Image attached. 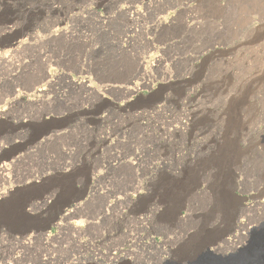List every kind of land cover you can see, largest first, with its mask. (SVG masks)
<instances>
[{
    "label": "rangeland",
    "instance_id": "1",
    "mask_svg": "<svg viewBox=\"0 0 264 264\" xmlns=\"http://www.w3.org/2000/svg\"><path fill=\"white\" fill-rule=\"evenodd\" d=\"M263 185L264 0H0V198L27 187L36 222L70 201L48 240L0 229V264L229 255Z\"/></svg>",
    "mask_w": 264,
    "mask_h": 264
},
{
    "label": "water",
    "instance_id": "2",
    "mask_svg": "<svg viewBox=\"0 0 264 264\" xmlns=\"http://www.w3.org/2000/svg\"><path fill=\"white\" fill-rule=\"evenodd\" d=\"M25 190L16 189L0 198V229H8L11 234L17 235L45 233L56 224L65 207L70 205V201L65 202L51 216L36 222L25 210ZM190 264H264V224L252 234L247 245L237 252L224 256L207 250Z\"/></svg>",
    "mask_w": 264,
    "mask_h": 264
},
{
    "label": "bare ground",
    "instance_id": "3",
    "mask_svg": "<svg viewBox=\"0 0 264 264\" xmlns=\"http://www.w3.org/2000/svg\"><path fill=\"white\" fill-rule=\"evenodd\" d=\"M136 7V6H135ZM133 5H130V6H125V8H124V13L126 14V16L128 17V18H132V19H135V17H136V15H141L142 14V11H140L139 9H136ZM27 10V9H26ZM88 11V10H87ZM91 11V10H90ZM79 14V13H78ZM73 16V15H72ZM77 16V15H76ZM80 16V15H79ZM3 22V21H2ZM159 22V24L160 23H162V22H160V21H158ZM6 23H10V25H6L5 24V22H4V29L6 30V31H12L13 30V27H14V25H15V22H14V20L12 21V20H8ZM60 27V26H59ZM66 27H68V26H66ZM3 30V29H2ZM53 31V30H52ZM67 33H69V32H67L66 31V29L65 28H56V29H54V32H49L48 34H49V36H56V35H66ZM26 37V36H25ZM14 39V38H13ZM16 39V38H15ZM28 41V40H27ZM125 42H127V40H125ZM25 43V40H20L19 42H17L16 44H19V45H22V44H24ZM15 44V43H14ZM10 45H12V44H10ZM23 46V45H22ZM21 47V46H20ZM24 47V46H23ZM9 49V48H8ZM16 48H13V49H11V50H9L6 54L4 53V56H12L13 55V53H15L14 52V50H15ZM20 49V48H19ZM23 49V48H22ZM2 54V53H1ZM2 56V55H1ZM155 56V55H154ZM10 57H6V58H10ZM191 58V57H190ZM197 58V57H196ZM203 58V57H202ZM161 58H160V56H159V58H157V59H155V61L157 62L158 60H160ZM144 60H141V62H140V64L142 65V62H143ZM155 62V63H156ZM194 65V64H193ZM143 66V65H142ZM144 67V66H143ZM145 69V68H144ZM144 69H142V70H144ZM50 74V73H49ZM54 76V75H53ZM51 74L50 75H47V78H49L48 80H47V82H49V83H51L50 81L52 80V79H50L51 77H53ZM190 76H192V75H190ZM188 77V76H187ZM187 77H185L184 75H182V76H180V79L182 80V82L183 81H187ZM195 77V76H194ZM193 77V78H194ZM192 78V77H191ZM192 78V79H193ZM226 78V77H225ZM190 79V78H189ZM227 79V78H226ZM226 79H224V81L226 80ZM229 79V78H228ZM259 79V78H258ZM71 81H70V83L73 85V86H78V85H81V86H84L85 84H84V80L83 79H81L82 81H79V80H74L73 78H71L70 79ZM79 81V82H78ZM190 80H188L187 82H189ZM193 81V80H192ZM90 82V81H89ZM145 82V81H144ZM256 82H258V81H256ZM86 83V82H85ZM191 83V82H190ZM222 83V82H221ZM52 84H53V82H52ZM90 84V83H89ZM188 84V83H187ZM150 85V84H149ZM191 85V84H190ZM86 86V85H85ZM151 86V85H150ZM89 87V86H88ZM90 87H91V85H90ZM134 87L136 88L137 87V85L136 84H134ZM223 87V86H222ZM138 88V87H137ZM129 89V91L131 92V91H134V89L133 88H128L127 87V90ZM36 91H38L40 94H46V89L44 88V86L43 87H41V88H39V89H37ZM136 91V90H135ZM248 91V90H247ZM250 91V90H249ZM42 96V95H41ZM44 96V95H43ZM240 98V97H239ZM247 98V97H246ZM164 103L161 105V106H158V105H156V106H158L159 108H153L155 111H157L158 109H162V107L165 105V102H167V101H169L170 99H169V96H166V97H164ZM235 100V99H234ZM172 101V100H171ZM170 102V101H169ZM236 102H237V100H236ZM236 102H234V103H236ZM131 103V102H130ZM122 106V104H119V109H121L120 107ZM129 106H131V105H129V102H127V101H124L123 102V106H122V109L124 110V108L125 109H127ZM236 107V106H235ZM115 110V109H114ZM131 110H133V109H131ZM130 110V111H131ZM151 110V109H150ZM112 111V110H111ZM147 111V110H146ZM113 112V111H112ZM150 112V111H149ZM148 112V113H149ZM152 112V111H151ZM140 113V115L141 114H144L145 112H143V111H141V112H139ZM237 113V112H236ZM114 114V113H113ZM154 114V113H153ZM149 115V114H148ZM109 117H111V116H109ZM148 117V116H147ZM236 120H237V118H236ZM113 121V120H112ZM235 121V120H234ZM171 126V125H170ZM233 126V125H232ZM167 127V126H166ZM240 127V126H239ZM241 128V127H240ZM54 134V133H53ZM57 135V134H56ZM54 136V135H53ZM134 157V156H133ZM134 159V158H133ZM133 159L131 160V158H130V160H128L129 161V163H134V161H133ZM120 160V159H119ZM136 160V159H135ZM120 162V161H119ZM2 169H5L4 167L2 168ZM230 171V170H229ZM233 174V173H232ZM233 180V179H232ZM264 186V185H263ZM225 187V186H224ZM24 189L25 188H27V187H23ZM259 191V190H258ZM2 195V194H1ZM224 201V200H223ZM256 202V201H255ZM259 202V201H258ZM256 204H258V203H256ZM262 205H263V203H261ZM80 205V204H79ZM79 205H77V206H79ZM243 205H245V204H243ZM249 205H251V204H249ZM253 205V204H252ZM261 205V206H262ZM246 206V205H245ZM80 207V206H79ZM250 207V206H249ZM259 207V206H258ZM247 208H248V206H247ZM255 208V207H254ZM253 208V209H254ZM257 208V207H256ZM261 208V207H260ZM264 208V207H263ZM262 208V209H263ZM233 209V208H232ZM244 209H245V207H244ZM252 209V210H253ZM246 210V209H245ZM229 211V210H228ZM241 211H243L242 209H241ZM251 211V210H250ZM257 211V210H256ZM261 212V211H260ZM252 213V212H251ZM263 215V214H262ZM68 215H64V218H66ZM241 216V215H240ZM240 216L238 215V217H239V219H240ZM259 218V217H258ZM262 218V217H261ZM264 218V217H263ZM257 219V218H256ZM253 220V219H252ZM256 221V220H255ZM245 223H242L241 221H239V220H237L236 221V223H235V228L236 229H238V235H243V236H247L248 234L247 233H249L246 229H244V231L246 230L247 231V233H244V232H241V230L243 229L242 228V226H245L244 225ZM234 226V225H233ZM223 230V229H222ZM249 230V229H248ZM245 231V232H246ZM250 231V230H249ZM39 234H41V236H42V238L44 239V240H48V237H49V235H48V233L47 232H45V233H39ZM221 234H223V233H221ZM44 235V236H43ZM208 236V235H207ZM217 236H218V234H217ZM232 236V235H231ZM211 237V236H210ZM232 237H235V238H237V235H233ZM248 237H249V235H248ZM226 238V237H225ZM218 239H219V237H218ZM222 239V238H221ZM231 239V238H230ZM230 239H224L223 238V240H221L222 242L220 243H217L216 242V240H215V242H209V244H206L205 243V245H204V247H203V249H207V250H209V248H211L212 249V252L214 253L215 251H218V250H220L221 249V246H222V243H224L223 245H228V244H230V243H233V242H231L230 241ZM234 239V238H233ZM243 239V238H242ZM249 239V238H248ZM236 240V239H235ZM238 240H240L239 238H238ZM17 241H21V239H19L18 238V240ZM212 241V240H211ZM214 241V240H213ZM239 242V241H238ZM235 243V242H234ZM237 244V243H236ZM245 244H247V242L245 243ZM244 243H243V245H245ZM197 245V244H196ZM232 245V244H231ZM242 245V244H241ZM191 247V246H190ZM202 248V247H201ZM241 248H242V246H241ZM224 249V248H223ZM223 249L220 251V252H222L223 251ZM231 249V248H230ZM188 250V249H187ZM206 250V251H207ZM226 251V250H225ZM232 251H233V249H232ZM126 252V251H125ZM203 252V251H202ZM237 252V251H236ZM234 253V252H233ZM222 254V253H221ZM183 255V254H182ZM202 255V254H201ZM226 255V254H225ZM224 255V256H225ZM188 256V255H187ZM196 256V255H195ZM190 257H192V256H190ZM80 258V257H79ZM191 259V258H190ZM86 260H88V259H86ZM93 261H94V263H102V264H106V263H104L103 261H101V260H99V259H92ZM183 260V259H182ZM109 261H110V264H123V261H124V257H122V256H120V255H114L112 258H109ZM191 263V262H190ZM9 264V263H8Z\"/></svg>",
    "mask_w": 264,
    "mask_h": 264
}]
</instances>
